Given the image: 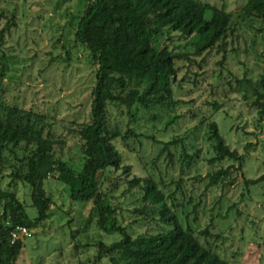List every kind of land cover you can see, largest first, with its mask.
<instances>
[{"label": "rangeland", "instance_id": "rangeland-1", "mask_svg": "<svg viewBox=\"0 0 264 264\" xmlns=\"http://www.w3.org/2000/svg\"><path fill=\"white\" fill-rule=\"evenodd\" d=\"M202 1L234 12L224 64L217 66L221 55L215 52L195 55L193 38L167 42L172 50L187 54L191 60L205 58L202 67L185 62L191 75L205 73L197 86L188 81L181 86L175 83L176 105L153 108L156 119L150 118L149 111L144 109L138 110L135 120L129 122L126 113L118 117L139 136L130 137L128 145L117 141L125 163L133 169L129 176L123 171L112 173V179L118 182L112 201L128 223L134 218L133 210L142 207L143 201L139 189L126 191L127 182L135 175H152L166 193L175 192L176 201L185 211L184 214L180 211L183 219L194 202H200L197 219L189 213L188 220L198 230L213 222L211 232L221 237L209 236L207 241L222 257L233 264H264V179L246 185L243 174L234 172L237 178L234 184L222 183L207 191L208 180H200L230 163L209 164L213 152L205 132L207 122L212 119L217 121L221 135L232 148L242 152L246 144L252 143L244 166L245 176L253 179L264 174V121L258 122V112L251 106L252 87L248 90L243 81L250 79L254 85L264 74V21L239 12L247 0ZM85 2L19 0L20 24L5 36L0 47V100L44 114L46 121L53 123L54 134L64 142L55 145L56 151L63 159L78 165L83 155L78 137L70 128L72 121L89 120L95 82L90 54L75 41L72 25L74 15ZM215 102L217 109L211 105ZM111 111L118 116L119 111ZM203 116L212 119L198 124ZM170 121L173 122L166 130ZM152 135L158 140L185 136L186 150L192 158L184 154L181 145L171 147V157L166 152L159 154V146L147 137ZM195 151H199L197 155ZM9 172L10 169L0 170V189L16 191L28 215L35 218L37 211L32 207L30 187L20 181L10 187ZM44 185L53 194L56 207L42 226L31 229L32 235L23 238L24 248L16 264H110L108 258L94 260L96 243L100 239L110 243L116 237L98 229L93 203L72 199L67 185L55 178L49 177ZM161 227L156 220L139 219L130 231L134 235L154 233Z\"/></svg>", "mask_w": 264, "mask_h": 264}, {"label": "trees", "instance_id": "trees-1", "mask_svg": "<svg viewBox=\"0 0 264 264\" xmlns=\"http://www.w3.org/2000/svg\"><path fill=\"white\" fill-rule=\"evenodd\" d=\"M20 8L19 0H0V47L5 36L19 26ZM239 12L264 21V0H247ZM233 17L234 12L224 6L202 0H86L83 3L73 17L74 39L90 54L95 82L89 120L72 121L70 128L78 137L83 155L81 164L58 154L55 145L64 142L54 134L53 123L47 122L44 114L0 100V170L10 169V187L18 181L30 187L32 207L37 211V216L31 218L16 191L0 189V264H16L24 248L23 239L11 241V232L17 226L31 230L42 226L52 215L56 201L44 185L49 177L65 183L72 199L91 201L98 229L116 237L110 243L103 239L96 243V261L108 258L110 264H233L207 241L209 236L221 237L211 232L215 227L213 222L202 230L189 222V213L197 219L199 201L194 202L184 221L181 213L185 211L176 201L175 192L166 193L152 175H135L128 180L126 191L139 189L143 205L133 210L134 218L126 223L112 201L118 182L111 177L119 171L131 175L133 166L125 163L117 141L128 145L130 137L139 136L118 117L126 113L129 122L135 120L138 110L144 109L149 111L150 118L156 119L153 108L176 105L175 83L181 86L188 81L197 86L205 73L191 75L189 65L185 66L188 61L202 67L205 58L191 60L187 54L172 50L167 42L193 38L195 55L215 52L221 55L216 63L221 66L226 59V39L234 24ZM184 67L188 69L180 76ZM243 81L248 90L252 87L251 106L257 110L261 123L264 74L254 85L250 79ZM211 105L217 109L216 102ZM112 109L119 111L118 116H113ZM209 119L212 118L203 116L198 124ZM173 121L166 125V130ZM197 127L196 124L194 128ZM205 135L213 152L209 164L230 162L200 179L208 180L206 191L222 183L234 184L237 180L234 172L243 174L246 185L264 179V174L253 179L244 174L252 143L246 144L242 152L232 148L214 119L207 122ZM147 137L159 146V154L166 152L171 157V147L181 145L185 155L193 156L187 153L185 136L176 135L169 140H158L155 135ZM180 184L178 181L177 186ZM139 219L140 222L156 220L162 229L134 235L130 227Z\"/></svg>", "mask_w": 264, "mask_h": 264}, {"label": "built area", "instance_id": "built-area-1", "mask_svg": "<svg viewBox=\"0 0 264 264\" xmlns=\"http://www.w3.org/2000/svg\"><path fill=\"white\" fill-rule=\"evenodd\" d=\"M29 236H31V230L26 226L19 225L11 232V241L14 243L18 239Z\"/></svg>", "mask_w": 264, "mask_h": 264}]
</instances>
